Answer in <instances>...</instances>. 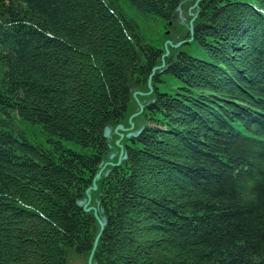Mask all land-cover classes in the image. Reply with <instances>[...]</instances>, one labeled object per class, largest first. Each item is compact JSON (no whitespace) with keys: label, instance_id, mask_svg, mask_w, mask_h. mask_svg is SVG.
Here are the masks:
<instances>
[{"label":"trees","instance_id":"trees-1","mask_svg":"<svg viewBox=\"0 0 264 264\" xmlns=\"http://www.w3.org/2000/svg\"><path fill=\"white\" fill-rule=\"evenodd\" d=\"M128 1L171 30L197 0ZM192 11L204 56L154 72L166 50L121 0H0V264H88L77 201L140 103L91 191L93 264H264V0Z\"/></svg>","mask_w":264,"mask_h":264},{"label":"rangeland","instance_id":"rangeland-1","mask_svg":"<svg viewBox=\"0 0 264 264\" xmlns=\"http://www.w3.org/2000/svg\"><path fill=\"white\" fill-rule=\"evenodd\" d=\"M121 5L125 13H127V15H129L131 18L135 19L137 23L140 25L141 33L144 39L146 40V42H148L149 44L156 46L160 49H164V50L168 49L169 53L173 55H178L179 53L183 52L191 56H195V57L204 56L202 48L199 46V44L196 41L191 40L188 42V40L186 39V30L184 28V25L186 26V23L189 20V16L190 15L192 16L193 8L191 9L190 7L191 10L189 9L188 13L183 12L182 15L184 17L181 15L175 16L174 17V20H175L174 27L171 28L170 30L166 28L163 22V19L157 16L144 15L140 13L130 4L128 0H121ZM168 41H172L173 44L168 45V48H167L166 46H167ZM179 42H184V43L177 46ZM163 77L164 79H166L165 81L166 83L164 84L160 82L159 85H160L161 91L170 92L171 86H169L167 83L168 75L163 74ZM16 124L20 126V128L25 125L19 122H16ZM27 136L30 140L35 141V142L46 141L45 137L39 131H37L36 137L28 133H27ZM120 144H121V141H120ZM65 145L70 149H74L76 151H82L80 146L72 142L65 141Z\"/></svg>","mask_w":264,"mask_h":264},{"label":"water","instance_id":"water-1","mask_svg":"<svg viewBox=\"0 0 264 264\" xmlns=\"http://www.w3.org/2000/svg\"><path fill=\"white\" fill-rule=\"evenodd\" d=\"M200 1H202V0H197L196 3L191 7V9L194 8V7H196V6H198V4H199ZM191 9H190V10H191ZM177 10H178V12H179V15L183 16V15H182V14H183V9H182L181 5L177 8ZM192 15H193V17H192V19L189 21L190 32H191V35H192V36H191V39H187L188 42L191 41V40H193V37H194V24H193V22H194L195 18H197L198 13H192ZM170 23H171V22H170ZM183 43H184V42H179L177 46H179V45H181V44H183ZM170 44H173V42H172V41H168L166 47L168 48V45H170ZM168 55H169V51H168V49H167V50L165 51V53L162 55V61H163L162 65H160V66H156V67L153 69L154 72H155L157 69H162V68L165 66V64H166L165 58H166ZM154 72H153L152 76L154 75ZM151 82H152V81H151V78H150V80H149L150 92H149V93H151V92L153 91V87H152ZM143 94H144V92H141V91H136V92L134 93L135 96H137V95H143ZM144 107H145V105L142 104V103H140V104H139V110H138L137 112L133 113V114L130 116V118H129V122H130V124H131L130 127H125L123 124H118V125L116 126V128L114 129V132H115V133H118V134L120 135V138L116 141V144L120 145V147H121V151H120V155H119L118 161H117L116 163L111 162V161L106 162V163H102L99 172H98V173L96 174V176L94 177L93 185L87 189V196H86L84 199H79V200L77 201L78 205L81 206V207H83V209H84L85 211L89 212V211H91V210H94L95 216H96V218L98 219V221H99V223H100V226H101L100 231H99V233H98V235H97V237H96V240H95L94 248H93V250H92V252H91V254H90V257H89V260H88V264H93V262H92L93 254H94V251H95V249H96V247H97V244H98L99 238H100V236L102 235V233H103V231H104L105 224H106V221H105L104 219H102L101 217H99V214H98L97 208L94 207V206H92V205H90V203H91V191L97 189V187H98V186H97V180L100 179V177H101V175H102V173H103L104 168H105L108 164H109V165H114V166H119V165L121 164V162H122L124 159L127 158V153H126V152L124 151V149L122 148L123 145L120 144V141H121V139L124 137V133H123V132H126V131H127V132H128V134H127L128 137H131V136H135V137H137V136L142 132L143 127H142L141 129L135 131V132L132 131V130H133L134 125H135L134 122H133V118L136 117L138 114H140V113L144 110ZM111 133H112V128H111L109 125H106V126L104 127V134H103L104 137H106V138H107V137H110V136H111ZM113 157H114V154H111V158H113ZM109 172H110V171L108 170V171L106 172V174H109Z\"/></svg>","mask_w":264,"mask_h":264}]
</instances>
